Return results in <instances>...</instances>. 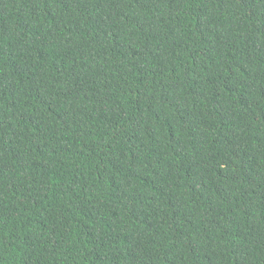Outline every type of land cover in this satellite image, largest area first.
I'll use <instances>...</instances> for the list:
<instances>
[{"label":"trees","instance_id":"1","mask_svg":"<svg viewBox=\"0 0 264 264\" xmlns=\"http://www.w3.org/2000/svg\"><path fill=\"white\" fill-rule=\"evenodd\" d=\"M0 264H264V0H0Z\"/></svg>","mask_w":264,"mask_h":264}]
</instances>
